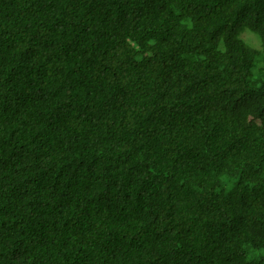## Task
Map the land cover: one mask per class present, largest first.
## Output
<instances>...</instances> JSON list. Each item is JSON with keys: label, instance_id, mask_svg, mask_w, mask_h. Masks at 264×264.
Returning a JSON list of instances; mask_svg holds the SVG:
<instances>
[{"label": "trees", "instance_id": "1", "mask_svg": "<svg viewBox=\"0 0 264 264\" xmlns=\"http://www.w3.org/2000/svg\"><path fill=\"white\" fill-rule=\"evenodd\" d=\"M0 264H264V0H0Z\"/></svg>", "mask_w": 264, "mask_h": 264}, {"label": "rangeland", "instance_id": "2", "mask_svg": "<svg viewBox=\"0 0 264 264\" xmlns=\"http://www.w3.org/2000/svg\"><path fill=\"white\" fill-rule=\"evenodd\" d=\"M240 37L250 46L255 48H260V37L256 33L250 31L249 29H244L241 32Z\"/></svg>", "mask_w": 264, "mask_h": 264}]
</instances>
